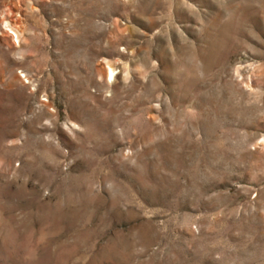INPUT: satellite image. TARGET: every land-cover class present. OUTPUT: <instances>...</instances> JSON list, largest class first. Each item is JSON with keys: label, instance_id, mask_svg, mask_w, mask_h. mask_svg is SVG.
<instances>
[{"label": "rangeland", "instance_id": "rangeland-1", "mask_svg": "<svg viewBox=\"0 0 264 264\" xmlns=\"http://www.w3.org/2000/svg\"><path fill=\"white\" fill-rule=\"evenodd\" d=\"M0 264H264V0H0Z\"/></svg>", "mask_w": 264, "mask_h": 264}, {"label": "bare ground", "instance_id": "bare-ground-1", "mask_svg": "<svg viewBox=\"0 0 264 264\" xmlns=\"http://www.w3.org/2000/svg\"><path fill=\"white\" fill-rule=\"evenodd\" d=\"M10 22H11V23H15V19H14V18H11V19H10ZM112 71H113V70H112Z\"/></svg>", "mask_w": 264, "mask_h": 264}]
</instances>
